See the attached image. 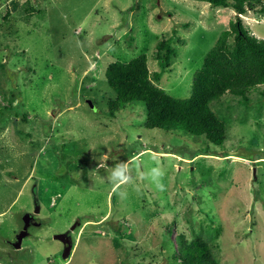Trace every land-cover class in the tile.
I'll use <instances>...</instances> for the list:
<instances>
[{
    "label": "rangeland",
    "instance_id": "1",
    "mask_svg": "<svg viewBox=\"0 0 264 264\" xmlns=\"http://www.w3.org/2000/svg\"><path fill=\"white\" fill-rule=\"evenodd\" d=\"M236 14L198 0H0V264H181L182 233L221 264H264V86L212 103L222 146L149 129L142 106L109 114L111 62L146 54L154 82L189 98ZM243 20L264 39V15ZM174 33L168 67L157 45ZM122 161L131 180L116 189ZM35 204L43 224L17 236ZM68 231L67 261L55 236Z\"/></svg>",
    "mask_w": 264,
    "mask_h": 264
},
{
    "label": "trees",
    "instance_id": "2",
    "mask_svg": "<svg viewBox=\"0 0 264 264\" xmlns=\"http://www.w3.org/2000/svg\"><path fill=\"white\" fill-rule=\"evenodd\" d=\"M198 1L209 2L216 8L232 7L237 14L196 71L191 96L177 98L157 85L154 79L159 82L161 73L150 71L148 56L142 54L129 62L117 60L107 66L106 78L116 94L110 100L109 114L116 117L128 105L142 106L146 110L147 128L182 131L222 146L228 130L225 121L212 109V103L227 93L246 99L253 90L264 86V39L256 37L243 20L251 12L264 15V0ZM25 11L27 15L36 13L29 3ZM174 36L175 33L157 45L156 57L168 67L176 57ZM177 242L176 259L181 264H221L207 239L198 236L190 240L182 233L177 235Z\"/></svg>",
    "mask_w": 264,
    "mask_h": 264
},
{
    "label": "clouds",
    "instance_id": "3",
    "mask_svg": "<svg viewBox=\"0 0 264 264\" xmlns=\"http://www.w3.org/2000/svg\"><path fill=\"white\" fill-rule=\"evenodd\" d=\"M128 173H130L129 162L122 161L114 166L110 177V180L113 183L114 188L118 189L122 184H126L131 180V176ZM152 173L154 179L156 177L162 178L164 175V172L161 170L159 166L153 168ZM156 184H157V188L160 191L164 190V185L160 181H157Z\"/></svg>",
    "mask_w": 264,
    "mask_h": 264
},
{
    "label": "flooded vegetation",
    "instance_id": "4",
    "mask_svg": "<svg viewBox=\"0 0 264 264\" xmlns=\"http://www.w3.org/2000/svg\"><path fill=\"white\" fill-rule=\"evenodd\" d=\"M37 201H38V199H37ZM39 206V204L37 205V204H35V207H33V209L32 210H27V212H25L24 213V216L26 215V214H28L29 216H30V218H28L29 219V222H30V227H29V229L31 228V227H38V226H41L42 224H43V222L39 219V217H38V215H39V213H40V207H38ZM35 210V211H34ZM23 216V217H24ZM24 226H25V222H24V220H23V225H22V229H21V231L19 232V234H17V236L18 235H21L22 233H23V230H24ZM62 236L64 237V239L65 240H67V241H70V240H72L73 241V233H72V231L70 232V231H68V232H66L65 234H62ZM18 241H16V242H14V243H17Z\"/></svg>",
    "mask_w": 264,
    "mask_h": 264
},
{
    "label": "water",
    "instance_id": "5",
    "mask_svg": "<svg viewBox=\"0 0 264 264\" xmlns=\"http://www.w3.org/2000/svg\"><path fill=\"white\" fill-rule=\"evenodd\" d=\"M28 218H30V216L28 214H26L23 217V220L25 222V226H24L23 232L26 235L29 234V227L31 226ZM74 229H75V227H73L71 230H74ZM55 239H59L65 244L62 256H63L64 260L68 261L70 259V257H71V254H72V251H73V248H74L73 241L72 240H70V241L65 240L64 237L62 236V234L61 235H56Z\"/></svg>",
    "mask_w": 264,
    "mask_h": 264
}]
</instances>
